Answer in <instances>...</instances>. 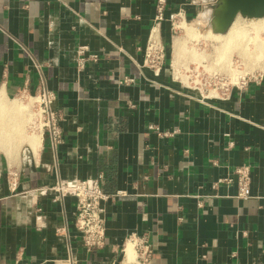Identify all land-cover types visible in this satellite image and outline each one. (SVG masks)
<instances>
[{"label":"crops","instance_id":"1","mask_svg":"<svg viewBox=\"0 0 264 264\" xmlns=\"http://www.w3.org/2000/svg\"><path fill=\"white\" fill-rule=\"evenodd\" d=\"M211 1L168 0L155 74L143 61L156 0H0L2 110L44 86L62 130L55 146L0 130V264L119 263L132 234L152 244L150 264H264V69L216 96L176 75L171 17ZM99 175L105 245L89 250L76 197L47 189Z\"/></svg>","mask_w":264,"mask_h":264},{"label":"built area","instance_id":"2","mask_svg":"<svg viewBox=\"0 0 264 264\" xmlns=\"http://www.w3.org/2000/svg\"><path fill=\"white\" fill-rule=\"evenodd\" d=\"M167 3L168 0H156L154 23L151 26L144 50L143 64L144 66L151 68L155 74L161 72L166 60V48L161 38V29L163 22L166 20ZM181 22H186V20L182 17L180 11L172 15L171 32L173 37L177 29L181 28L179 26V23ZM86 48L85 45L79 46V54H83ZM88 58L96 59L97 56L92 54ZM85 59V57H79V68L84 66ZM195 76H197V74ZM177 77L180 81H183L178 75ZM251 77H254V75ZM251 77L244 76L240 80H237L234 85L243 86L246 80ZM125 80L128 81L133 79L128 78ZM194 82L196 83V80ZM190 86L194 85L191 84ZM227 89L229 88L226 87L224 90ZM210 96L216 95L212 94ZM32 99L37 103L35 104L36 108L33 114V120L31 121L32 127L41 131H46L52 145L55 146L61 143V113L55 111L52 107L53 100L55 99L54 93L42 86L38 89L37 94L33 96ZM235 174L238 183V195L243 198L251 196L250 165L247 163L239 165L235 169ZM100 177L101 175L92 178L75 179L73 181H67L66 179L58 177L56 183L47 189L55 192L56 195L60 197L69 194L76 197L75 225L84 246L89 250L101 248L105 245L106 226L103 201L108 199L111 195L103 191L100 184ZM120 193H123V191H118L117 194ZM129 242L133 244L135 251L133 258H129L128 256L126 247ZM152 254V244L148 241L147 237L132 234L128 237L122 248V259L120 262H113L112 264H150ZM64 264H75L74 257L69 255L68 258L64 260Z\"/></svg>","mask_w":264,"mask_h":264},{"label":"rangeland","instance_id":"3","mask_svg":"<svg viewBox=\"0 0 264 264\" xmlns=\"http://www.w3.org/2000/svg\"><path fill=\"white\" fill-rule=\"evenodd\" d=\"M211 2L212 3L210 5L207 4L206 8L203 7V9H201L202 11H200V13L202 12L205 15L202 16L199 13V15H195L193 18L188 19L186 22L182 23L184 28L181 27L180 29H177L176 33H174V39L181 37L180 39L183 38L184 40L182 52L183 55L181 54L179 58L174 57V60L176 61L175 69L177 75L179 76V78L181 77L186 84L194 85L191 87L202 93H205L206 95H219L224 91L226 87L230 88L235 84L237 80H234V78L237 74H239V72L243 73L246 77H251L252 75L258 74L261 70H263V68H256L255 70H251L250 66L248 65L251 64V61H247V59L241 57L236 51V47V49L234 48V51L233 48L230 50V53H228L227 57L224 58L225 60H223L222 63L221 61L218 62V56L215 47L216 45H218L219 41L212 37H203L202 35V33H204L203 31L209 26L208 22H210V15L212 13L211 9L213 8L215 0H212ZM204 16H207L205 20L201 18ZM237 17V19H239V21L241 22L240 24L244 26H248L249 23L253 21L256 22L258 19L246 18L241 15H238ZM192 22L194 23V27L192 26ZM195 25L197 26V28L195 27ZM185 26L186 28L189 26L196 28L194 30V34L190 35L192 34V32L188 34V30L186 31ZM261 33L260 36H264V33ZM196 74L197 76H195ZM193 80H196V83ZM23 97L24 96L14 101L16 105L15 108L7 107L2 112L0 111L2 113L0 114V130L2 128H5V130L10 129L11 132H16L18 138H12V140H15V142L22 145H24L26 142L28 143V136L31 135L32 131L39 130L33 128L31 125L33 114L36 108L35 104L37 103L34 102V99L31 100V97ZM1 108L0 110L3 109ZM6 116L8 117L9 121L7 120ZM10 120L12 125L10 123ZM2 124L4 126H2ZM6 135L8 134H5L4 138L5 141H8Z\"/></svg>","mask_w":264,"mask_h":264},{"label":"bare ground","instance_id":"4","mask_svg":"<svg viewBox=\"0 0 264 264\" xmlns=\"http://www.w3.org/2000/svg\"><path fill=\"white\" fill-rule=\"evenodd\" d=\"M200 14L202 16L205 15L202 12ZM210 16L212 17V13ZM211 17H210V22H208L209 26L207 25L208 27L203 31L204 33H202V35H203V37H212V38H215L219 41L218 45H216V47H215L216 52H217V56H218V58H217L218 62L221 61V63H222L223 60H225L224 58L227 57L228 53H230V50L233 48V51H234V48L236 47L237 49L236 48L235 49L241 57H243L244 59H247V61L248 60L251 61V64H248L250 66L251 70H255L256 68H263L264 69V36H260L262 34L261 32L264 33V17L258 18L256 22L253 21V22L249 23L248 26L241 25L240 24L241 22L239 21V19H237L238 17H236L233 24L231 25V27L229 28V30L226 33H219L215 30V24L211 20ZM201 18H203L205 20L207 18V16L206 17L204 16ZM194 22H195V20H194ZM182 23L183 22L179 23V26L184 28ZM192 26L194 27V23L192 24ZM193 27L189 26L186 28V26H185L186 31L188 30V34H190L191 32H192V34H190V35L194 34V32H195L194 30L197 28V26L195 25L196 28H193ZM198 28H200V27H198ZM180 38H176L174 40L175 41L174 42L175 58H179V56H181V54L183 52L184 40H183V38L182 39H180ZM179 64H180V62H179ZM180 69H181V67H180ZM243 77H244V74L239 72V74H237L235 76L234 80H240ZM1 107H3V99L0 96V108ZM0 111L2 112L3 110H0ZM1 112H0V114H2ZM7 120H8V117H7ZM10 123H11V120H10ZM11 125H12V123H11ZM4 129L5 128H2V130H4ZM8 130H9V132H11L10 129H8ZM29 139L31 140V137ZM126 248H127L129 258H133L135 255L133 244H131L129 242Z\"/></svg>","mask_w":264,"mask_h":264},{"label":"water","instance_id":"5","mask_svg":"<svg viewBox=\"0 0 264 264\" xmlns=\"http://www.w3.org/2000/svg\"><path fill=\"white\" fill-rule=\"evenodd\" d=\"M238 15L264 17V0H215L211 20L217 32L226 33Z\"/></svg>","mask_w":264,"mask_h":264}]
</instances>
